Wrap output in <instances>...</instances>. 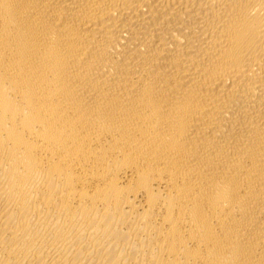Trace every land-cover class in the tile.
<instances>
[{
  "label": "bare ground",
  "instance_id": "1",
  "mask_svg": "<svg viewBox=\"0 0 264 264\" xmlns=\"http://www.w3.org/2000/svg\"><path fill=\"white\" fill-rule=\"evenodd\" d=\"M0 264H264V0H0Z\"/></svg>",
  "mask_w": 264,
  "mask_h": 264
}]
</instances>
